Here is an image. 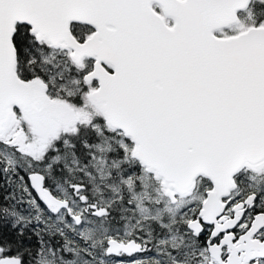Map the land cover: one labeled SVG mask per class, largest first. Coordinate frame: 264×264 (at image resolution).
Here are the masks:
<instances>
[{
  "label": "snow or ice",
  "instance_id": "1",
  "mask_svg": "<svg viewBox=\"0 0 264 264\" xmlns=\"http://www.w3.org/2000/svg\"><path fill=\"white\" fill-rule=\"evenodd\" d=\"M0 264H264V0H0Z\"/></svg>",
  "mask_w": 264,
  "mask_h": 264
}]
</instances>
